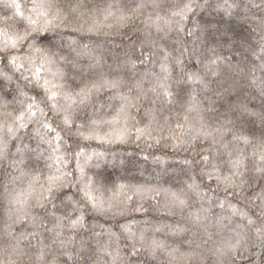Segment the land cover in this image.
I'll return each mask as SVG.
<instances>
[{
  "label": "snow or ice",
  "instance_id": "1",
  "mask_svg": "<svg viewBox=\"0 0 264 264\" xmlns=\"http://www.w3.org/2000/svg\"><path fill=\"white\" fill-rule=\"evenodd\" d=\"M0 177V264H264V0H0Z\"/></svg>",
  "mask_w": 264,
  "mask_h": 264
},
{
  "label": "trees",
  "instance_id": "2",
  "mask_svg": "<svg viewBox=\"0 0 264 264\" xmlns=\"http://www.w3.org/2000/svg\"><path fill=\"white\" fill-rule=\"evenodd\" d=\"M22 3L28 2V0H21ZM90 3H101L102 0H89ZM197 17L199 19H206L212 23H219L220 25H223L225 23L229 22V18L223 16L222 13L217 14L214 10L209 11L204 14H197ZM142 25L139 23L129 25L123 29L120 30L119 33L113 31V34L110 36H103L100 37H94L93 39H98L99 41L103 42L104 49L105 50H111L112 52H119L121 49L126 48L129 46L130 42L132 40H135L139 36V32L134 31L135 28H141ZM243 28H249V26L244 23ZM250 31V28H249ZM127 37V38H126ZM224 55H229L230 53L227 50H223ZM111 57L109 56V59ZM232 99H235V97H232ZM225 101H221L220 103H224ZM117 148V150H123L126 153L131 152L132 155H125V160L127 161L126 167L127 172H121L119 170H113L109 169L110 172H112V178L115 179L117 176L123 174L128 176L129 178L135 177L134 182H144L146 180L152 179L155 177V165L151 163V160L148 162H145L141 159L139 156L140 149L136 147L135 144L132 145H118L114 146ZM149 152H166L167 149H164L162 146L159 148H153L148 149ZM169 168L172 170L169 172V175L175 174V169L178 168L177 165H174L171 161L169 162ZM2 178V177H0ZM167 179V177H165ZM235 202V201H234ZM148 219L153 225L167 223L169 221H175L178 217H168L167 215L163 214L162 212L154 211L151 207H149V210L146 214H138V213H130L127 219H136V220H143ZM121 222H123V218H118ZM101 222H103L101 220ZM111 224L112 222H108ZM158 238L160 239H167L169 243L173 242V240H179V237H171L170 235H167L164 232H160L156 234Z\"/></svg>",
  "mask_w": 264,
  "mask_h": 264
}]
</instances>
